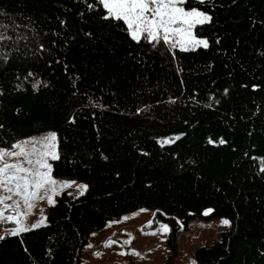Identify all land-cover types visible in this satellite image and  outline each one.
Listing matches in <instances>:
<instances>
[{"label": "trees", "instance_id": "1", "mask_svg": "<svg viewBox=\"0 0 264 264\" xmlns=\"http://www.w3.org/2000/svg\"><path fill=\"white\" fill-rule=\"evenodd\" d=\"M95 4L0 0V21L20 25L9 35L32 38L34 27L45 44L0 62V147L54 130L53 175L89 185L58 195L46 224L4 235L0 264H82L94 230L140 207L156 209L172 237L211 208L231 224L196 259L264 264V0H207L213 22L195 31L210 47L187 51L133 41Z\"/></svg>", "mask_w": 264, "mask_h": 264}, {"label": "snow or ice", "instance_id": "2", "mask_svg": "<svg viewBox=\"0 0 264 264\" xmlns=\"http://www.w3.org/2000/svg\"><path fill=\"white\" fill-rule=\"evenodd\" d=\"M206 4L207 0H96L95 5H88V7L94 9L99 6L100 11L95 14L102 22L108 20L122 23L125 26L124 31L133 41L140 42L143 39L153 47L162 43L170 48L178 47L182 51H187L201 46L204 49L210 47L208 37L204 34H197L195 31L197 26L210 25L213 22L212 13L204 10ZM3 13L4 10L0 8V14ZM26 19H29V23L31 22L30 18ZM19 27L20 25L15 20L10 24L0 21V29L5 30L0 32V42H5V44L11 42L6 50L4 45H0V62H9L13 53L21 58L35 57L37 52L45 49V44L40 39L44 34L37 32L34 27L32 28V38L28 34H8L9 28L18 29ZM23 27L28 28L29 24H24ZM87 35H91V33ZM33 39L37 48L29 50ZM214 39L218 44L219 38L215 37ZM21 41L26 43H21ZM51 42L52 44L56 43L55 40ZM22 48L23 52H21ZM47 63L51 64L52 60L49 59ZM34 74L32 70L28 71V76ZM252 87L256 88L258 85L253 84ZM223 92L227 94L229 89L225 87ZM216 103L219 101L217 100ZM70 119H74V117ZM3 127L0 124V129ZM179 135H183V133ZM57 137V132L50 131L39 137L27 136L17 139L9 147H0V220L4 219L6 214V220L14 222L15 227L9 234H19L29 230L25 221L36 207L37 202L46 201L48 205L55 206L57 200L54 197L66 187L75 185L79 189L76 195H81L89 188L87 183L62 180L53 175V164L50 161L60 158ZM171 142L168 137L162 140V143ZM209 142L213 144L227 143L223 137L215 140L209 138ZM261 159L264 160V157ZM261 173L264 174V166L261 168ZM6 201L10 202L6 203ZM141 211H146V209ZM211 211H213L211 208L205 209V213ZM165 215L167 214L165 213ZM45 223H47V218L42 214V218L32 223L30 227L34 229ZM110 223H119V221ZM220 223L230 225L231 221L222 217ZM159 231L168 233L170 227L167 223H161ZM0 239H4V236H0ZM161 239H166V236L162 235ZM124 243L128 244L130 240H126ZM129 251L139 255L136 249H129ZM95 254L100 255L99 252ZM190 264H197V262L191 260Z\"/></svg>", "mask_w": 264, "mask_h": 264}, {"label": "rangeland", "instance_id": "3", "mask_svg": "<svg viewBox=\"0 0 264 264\" xmlns=\"http://www.w3.org/2000/svg\"><path fill=\"white\" fill-rule=\"evenodd\" d=\"M50 131L54 130H46L31 136H43ZM176 138L174 136L169 139L174 141ZM159 142L162 143V140L159 139ZM57 178L86 183L77 179ZM78 191L75 185H70L58 195L65 192L71 198H76L80 196L76 195ZM84 193L85 191L82 194ZM56 197L54 198L57 199ZM9 202L6 201V203ZM50 206L46 201L37 202L25 221L29 229L32 223L42 218V214L47 218ZM142 209L146 211H141ZM156 214V209L140 207L117 219L108 220L101 228L89 235L81 253L82 264H190L191 260L202 264L196 259V251L202 246H212L215 241L220 240L221 233L230 227L220 223L221 218L225 216L210 217L209 212L204 213L203 217L191 219L187 226L181 224L172 237L170 223L157 219ZM111 221H119V223H110ZM161 223L169 225L168 233L159 231ZM14 227V222L7 221L5 214V218L0 220V236L9 234ZM162 235L166 236V239H161ZM126 240H130V243L125 244ZM129 249H136L139 255L132 253ZM97 252L100 255H96Z\"/></svg>", "mask_w": 264, "mask_h": 264}]
</instances>
